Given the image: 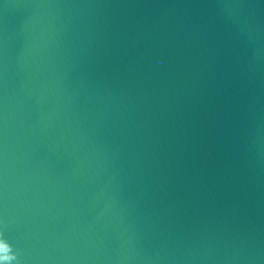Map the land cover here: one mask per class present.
Returning <instances> with one entry per match:
<instances>
[{
  "label": "water",
  "instance_id": "1",
  "mask_svg": "<svg viewBox=\"0 0 264 264\" xmlns=\"http://www.w3.org/2000/svg\"><path fill=\"white\" fill-rule=\"evenodd\" d=\"M264 264V0H0V262Z\"/></svg>",
  "mask_w": 264,
  "mask_h": 264
},
{
  "label": "snow or ice",
  "instance_id": "2",
  "mask_svg": "<svg viewBox=\"0 0 264 264\" xmlns=\"http://www.w3.org/2000/svg\"><path fill=\"white\" fill-rule=\"evenodd\" d=\"M0 264H7V262L5 261V262H0Z\"/></svg>",
  "mask_w": 264,
  "mask_h": 264
}]
</instances>
